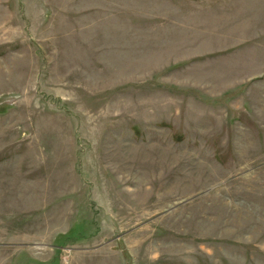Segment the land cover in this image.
Returning a JSON list of instances; mask_svg holds the SVG:
<instances>
[{
	"label": "rangeland",
	"instance_id": "374dc122",
	"mask_svg": "<svg viewBox=\"0 0 264 264\" xmlns=\"http://www.w3.org/2000/svg\"><path fill=\"white\" fill-rule=\"evenodd\" d=\"M0 264H264V0H0Z\"/></svg>",
	"mask_w": 264,
	"mask_h": 264
}]
</instances>
